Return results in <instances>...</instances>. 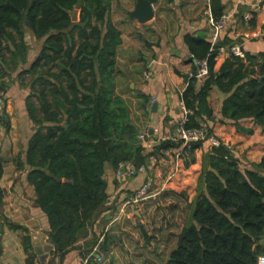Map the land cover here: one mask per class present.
<instances>
[{
  "label": "trees",
  "instance_id": "obj_1",
  "mask_svg": "<svg viewBox=\"0 0 264 264\" xmlns=\"http://www.w3.org/2000/svg\"><path fill=\"white\" fill-rule=\"evenodd\" d=\"M115 1L0 0V62H5L7 51L12 52L6 61L9 67L26 63V29L43 40L37 59L21 74L35 77L26 105L38 126L24 164L30 168L27 180L35 190L36 205L50 225L51 264H64L73 251L84 258L102 257L112 250L113 239L124 234L119 228L102 236L95 232L96 219L108 199L107 165L115 170L122 164L149 167L152 156L181 148L180 143L164 140L147 149L129 106L116 94L122 38L111 18ZM210 6L214 20L225 14L222 0H211ZM245 13L241 9L238 14L244 25L255 27L257 14L251 13L252 19L246 23ZM186 42L194 60L208 62L210 73L204 79L192 77L181 97L188 111L185 129L205 128L209 137L214 136L204 124L215 119L208 101L215 88L226 95L222 123L230 122L246 135L254 130L243 127L242 122L264 127V53L247 52L245 59L231 55L216 72L220 47L240 41L213 45L204 37L187 36ZM0 92L5 96L4 88ZM4 123L8 131L10 123ZM207 141L194 143L188 153L193 155ZM16 163L22 168L20 159ZM4 167L0 158V207L5 200L1 186ZM259 167L264 169V155ZM202 180L206 190L196 199L193 223L179 227L187 234L181 245L177 242L169 249L167 264H258L264 255V174L254 167L243 169L235 152L220 142L212 147ZM173 194L188 199L178 190ZM142 227V236L150 245L154 237ZM9 228L28 233L21 225L9 223ZM175 238L177 241L178 236H169ZM24 246L29 253L27 264H37L31 237H24Z\"/></svg>",
  "mask_w": 264,
  "mask_h": 264
},
{
  "label": "crops",
  "instance_id": "obj_2",
  "mask_svg": "<svg viewBox=\"0 0 264 264\" xmlns=\"http://www.w3.org/2000/svg\"><path fill=\"white\" fill-rule=\"evenodd\" d=\"M157 1V4H153L154 19L145 24L130 17L136 9L137 0H117L113 3L111 13L113 24L120 30L122 38L117 56L116 94L129 106L140 136L146 134V140L141 141L149 150L176 135L179 122L185 115L186 109L181 97L196 71L186 37L211 40L214 31L211 0H175L170 4L164 0ZM222 2L224 13L232 16V19L222 33L220 42L240 41L245 53L256 56L264 53V0H245L241 7L238 0ZM240 8L246 13L257 14L255 27L244 25L243 19L238 16ZM25 42L28 46L25 64L16 68L9 67L7 62L12 58V52L7 51V62H0V72H4V75L0 74V87L5 91V106L0 111V116L6 115L0 121V158L5 162L2 179L5 200L3 213L0 214V264H27L29 253L24 246L26 236L32 238V244L41 241L40 235L45 236L41 248L43 252L44 246L51 244L47 216L36 205L35 190L27 180L30 168L24 164L28 144L38 126L30 119L26 105L32 94L35 77L21 74L37 59L43 40H37L26 29ZM230 57L227 52L218 53L214 70L218 72ZM225 99V94L217 88L213 89L208 101L215 119L206 121L204 125L212 129L214 137L230 147L240 164L248 169L250 164L255 166V163L262 161L264 127L253 122H242L243 127L254 130L252 135H246L238 132L236 125L222 123L220 113ZM32 102L40 107L36 98ZM4 120L10 123L8 131ZM212 147L207 141L193 155L181 148H169L152 156L154 160L150 158L149 167H146L144 173L133 176L128 173L129 169H135L131 164L121 165L124 172L120 177L117 175L118 170L107 165L104 179L107 182L108 199L96 219L95 232L102 236L119 228L124 234L121 238L113 239L112 250L100 257L101 261H98V256L96 259L90 256L84 258L78 251H73L64 264H141L138 262L144 260L156 235L150 232L151 226L147 227L141 219L143 213L135 212L133 216L132 210L136 207L127 203L148 180L154 183L152 198L156 200L161 197L166 202L157 200V205L167 204L172 209V217L178 215L179 221L180 217H185V225H192L196 199L206 190L202 177L208 168ZM17 159L21 160L22 168L17 166ZM175 190L187 194L188 199L173 194ZM168 198H174L175 201ZM185 206L188 210L187 217ZM9 223L24 226L28 233L11 230ZM142 226L150 232V237H154L150 245L146 244L142 236ZM179 234L170 231L167 238L171 242L169 236L176 235L179 240ZM34 248L32 246V253L36 256L37 264H41ZM53 251L54 247L47 257V264H51ZM170 252L168 251L164 264H167Z\"/></svg>",
  "mask_w": 264,
  "mask_h": 264
},
{
  "label": "built area",
  "instance_id": "obj_3",
  "mask_svg": "<svg viewBox=\"0 0 264 264\" xmlns=\"http://www.w3.org/2000/svg\"><path fill=\"white\" fill-rule=\"evenodd\" d=\"M239 6H243L245 4V0H238ZM241 9V8H240ZM240 12V10H239ZM212 17V16H211ZM232 19V16L224 14L219 20H214V31L211 37V41L213 45H218L220 43L221 35L222 33L226 30L228 27L230 21ZM252 19V15L250 13H245L244 14V21L246 23L250 22ZM229 53L230 55H234L236 57L245 59L246 58V53L243 50L242 46L238 44H234L231 47H220L219 53ZM194 65L196 67V75L200 79L206 78L209 73V64L206 60L202 61H197L194 60L192 57ZM5 106V96L3 93L0 92V111L3 109ZM188 121V111L185 110V115L181 119L178 125L177 133L170 139L169 141H172L173 143L176 144H181V149L183 151H189L194 143L197 142H203L208 139V141L213 145V146H218L219 141L214 137L208 136L207 130L205 128L201 129H192V130H187L185 129V124ZM147 138L146 134H143L140 136V139L142 141H145ZM151 160H154V157H151ZM146 171V166H142L139 169H129L128 173L133 176L137 173H144ZM124 170L120 167L117 171V175L120 177L123 175ZM154 195V183L151 180H148L145 182L134 194V196L130 199V201L127 203L128 205L131 206H139L141 204L146 203L149 199H151ZM96 249H95V255H96ZM98 261H101L100 256H98ZM258 264H264V255L259 258Z\"/></svg>",
  "mask_w": 264,
  "mask_h": 264
},
{
  "label": "rangeland",
  "instance_id": "obj_4",
  "mask_svg": "<svg viewBox=\"0 0 264 264\" xmlns=\"http://www.w3.org/2000/svg\"><path fill=\"white\" fill-rule=\"evenodd\" d=\"M260 163H255V165H259ZM241 167L245 169V165L241 164ZM254 167V164H250V168ZM171 201H175L174 198H168ZM157 200L164 201V199H161V197L149 199L146 203L141 204L139 206H135L136 208H133L132 215L135 216V212L143 213L141 219L143 222L146 223L147 227H150V232L152 231L154 235H156V239L153 240V245L150 246V249L146 251L144 255V260L139 261L138 263H143L145 260L148 261V263L143 264H164L166 256L168 254L169 248H172L177 243L176 238L171 239L170 242L167 238V235L170 234V231H173L176 234L180 233L179 226L183 227L185 225V217L181 219L180 221L177 220V216L172 217V209L167 206V204H164L162 206L157 205ZM185 205V203H183ZM3 213V206L0 207V214ZM185 215L187 217L188 210L187 206H185ZM145 216V217H144ZM155 224H152V223ZM181 224V225H179ZM179 225V226H178ZM156 226V227H155ZM163 227V228H162ZM142 229H144L142 227ZM1 232V229H0ZM182 233V232H181ZM180 235V234H179ZM2 237L0 236V248H1V240ZM134 264V263H132Z\"/></svg>",
  "mask_w": 264,
  "mask_h": 264
},
{
  "label": "water",
  "instance_id": "obj_5",
  "mask_svg": "<svg viewBox=\"0 0 264 264\" xmlns=\"http://www.w3.org/2000/svg\"><path fill=\"white\" fill-rule=\"evenodd\" d=\"M155 16V10L153 7V4L150 0H137V4H136V9L134 12H132L130 14V17L132 19H137L140 23L145 24L150 22L151 20L154 19ZM194 75H196V71L194 73ZM189 78V77H188ZM260 81H263V79H261ZM254 168L261 174H264V169L259 167V165H255ZM2 188H4L3 183L1 184ZM187 234V231L184 230L180 236H179V240H178V245H181L185 236ZM40 239L41 241L39 242H35L32 244V246H34V252L35 254H37L39 256V260L41 262V264H47V257L50 255L51 251L53 250V246L51 244L44 246V252L41 248H43V244H44V239L45 236L40 235ZM43 253H45V256H43ZM41 255V256H40Z\"/></svg>",
  "mask_w": 264,
  "mask_h": 264
}]
</instances>
